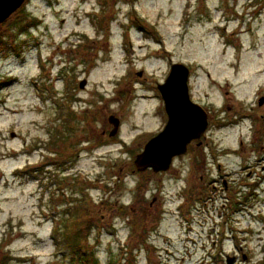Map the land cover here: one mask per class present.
<instances>
[{
    "label": "rangeland",
    "instance_id": "1",
    "mask_svg": "<svg viewBox=\"0 0 264 264\" xmlns=\"http://www.w3.org/2000/svg\"><path fill=\"white\" fill-rule=\"evenodd\" d=\"M22 7L0 25V264H63L54 223L84 196L99 264H264V175L253 179L256 202L244 208L251 190L238 193L240 166L264 143V0ZM175 63L190 68L193 99L229 127L210 123L198 162L190 151L166 173L136 172L135 155L166 125L157 86ZM213 155L235 181L226 191Z\"/></svg>",
    "mask_w": 264,
    "mask_h": 264
},
{
    "label": "water",
    "instance_id": "2",
    "mask_svg": "<svg viewBox=\"0 0 264 264\" xmlns=\"http://www.w3.org/2000/svg\"><path fill=\"white\" fill-rule=\"evenodd\" d=\"M25 0H0V24L22 7ZM140 76V74H139ZM189 69L182 63L170 66L169 74L157 90L163 101L167 117L163 130L151 138L133 162L135 171L151 170L154 174L167 172L175 157L184 155L187 145L200 139L205 133L208 121L206 111L189 99ZM86 80L79 83L84 89ZM261 104V102L259 103ZM112 126L109 137H114L119 128V119L108 117Z\"/></svg>",
    "mask_w": 264,
    "mask_h": 264
},
{
    "label": "trees",
    "instance_id": "3",
    "mask_svg": "<svg viewBox=\"0 0 264 264\" xmlns=\"http://www.w3.org/2000/svg\"><path fill=\"white\" fill-rule=\"evenodd\" d=\"M22 10L23 7L17 13H21ZM34 23H37V21L34 20L29 26L35 25ZM23 27L27 29V26ZM0 46L2 47L1 42ZM8 81L0 80V86L8 84ZM138 187L142 188L143 186L140 187L139 185ZM73 199L71 198L70 202ZM75 203L77 206L74 207ZM88 203L89 199L85 196L75 200L74 204L69 203L68 208L61 212V219L54 223L52 239L63 264H99L95 253L88 247V235L91 232L86 230L89 220ZM120 207L123 209V206ZM83 228L86 232L83 231Z\"/></svg>",
    "mask_w": 264,
    "mask_h": 264
},
{
    "label": "flooded vegetation",
    "instance_id": "4",
    "mask_svg": "<svg viewBox=\"0 0 264 264\" xmlns=\"http://www.w3.org/2000/svg\"><path fill=\"white\" fill-rule=\"evenodd\" d=\"M188 67V66H187ZM170 69V68H169ZM188 69H189V75H190V68L188 67ZM188 87H189V99H190V101L192 102V103H195V104H198L194 99H193V97H192V93H191V90H190V86H189V81H188ZM199 105V104H198ZM199 106H201L205 111H206V113H207V121H208V126H207V129H206V131H205V133L203 134V136L200 138V139H198V140H193V141H191V143L189 144V145H187V150H186V153L184 154V155H180V156H177V157H175L174 159H173V161H172V165H171V167H170V169L169 170H171V168L173 167V163H175L176 161H178L179 159H183L190 151H194L193 152V156L194 157H192V158H194L195 160L198 158H200L202 155L200 154V152L202 153L203 152V150L204 149H206L207 147H208V143H207V139H208V129H209V125H210V123L211 122H215V124L217 125L216 127L218 128V129H223V128H227V127H229V125H227L226 126V122H224V121H226V118L225 119H221V118H219V115H217V116H215V117H213V116H211V112L205 107V106H203V105H199ZM222 113V112H221ZM255 113H252V114H247V116H246V120L247 121H249L250 123H251V125H249V126H247L248 128H249V134L248 135H246V140L248 139V137H249V135H250V137H251V142H252V140H254V139H257L256 138V136H257V132L255 133L254 132V130H255V128L253 127V123L257 120V117H255ZM260 119H261V124L264 126V114L263 115H261L260 116ZM241 120H243V119H241ZM241 120L238 122V123H240L241 122ZM222 123H224V124H222ZM263 134H264V132H263ZM264 136V135H263ZM242 142H243V140H242ZM241 141H239V144L241 145V143H242ZM253 145H255V144H253ZM194 148V149H193ZM195 149H197V150H195ZM261 150H262V153L261 154H258L257 156H255V160L252 162V164L251 165H246V166H240V171H243L242 173H240V175H243L244 174V177L245 178H247V183L246 184H244V183H242V184H240V186H242L241 188H240V191L238 192L239 194H242V191H244V190H251L246 196L245 195H241V199L242 198H245V200H244V203H243V205H244V208L246 207V205L249 203V202H256V199H258V196L257 197H255V195L257 194L258 195V193H259V188H257V185H258V183L257 182H254L253 181V179L254 178H258V179H260V176L257 174L258 172H260L261 173V175H264V143L263 144H261ZM196 151H198L199 152V155L197 156V154H196ZM196 154V155H195ZM224 155H226V157L228 158V156H231V155H233V154H224ZM224 155H221L222 157H224ZM136 156V155H135ZM236 157V156H235ZM135 158V157H134ZM221 157H220V155H213L212 157H211V159L213 160V161H215L214 163H213V165H214V167H212V169H213V171H216V173H217V176H218V178L219 179H223L222 180V182L220 183V187L221 186H223L222 188H223V190H227L228 188H230V186L232 185L230 182H234L233 184H235V181L234 180H232V177H231V175H232V173L231 172H229V168L227 167V165L225 164V163H223L222 161H221V159H220ZM197 161V160H196ZM195 161V162H196ZM198 162V161H197ZM188 167L189 166H187V169H188ZM190 170H191V168H190ZM223 172H225V173H227V174H223ZM153 174V173H152ZM158 174H162V173H158ZM230 175V177L229 178H226V177H228ZM263 178H264V176H263ZM227 181H229V182H227ZM216 184H218V183H216ZM239 184V183H238ZM249 186H254V188H250ZM254 192V194L253 193H251V192ZM238 194V195H239ZM244 194H246V193H244ZM226 201H228V199L226 200ZM252 205H255V204H253L252 203ZM240 206V205H239ZM224 207V206H223ZM225 222V219H223V223ZM213 244H215V243H213ZM241 250V249H240ZM234 253H237V252H234ZM238 255V254H237ZM245 257V256H244ZM244 260H246V257H245V259ZM233 261H234V264H244V263H241V262H236V258H235V256H234V258H233Z\"/></svg>",
    "mask_w": 264,
    "mask_h": 264
}]
</instances>
